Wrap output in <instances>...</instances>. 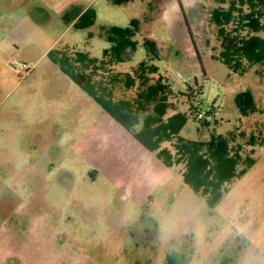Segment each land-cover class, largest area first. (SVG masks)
I'll return each mask as SVG.
<instances>
[{
  "label": "rangeland",
  "instance_id": "1",
  "mask_svg": "<svg viewBox=\"0 0 264 264\" xmlns=\"http://www.w3.org/2000/svg\"><path fill=\"white\" fill-rule=\"evenodd\" d=\"M73 1L0 0V138L5 136L0 176L6 177L13 168L6 159L25 161L20 175L23 170L26 175H32L33 169L34 175L47 172L51 163V190L56 195L50 205L48 198H37L29 207L32 199L12 196L24 183L0 181V225L17 224L28 228L22 234L56 238L53 249L59 247L57 241L77 239L90 252L89 243H94L91 247L99 264H169L170 259L180 264H264V57L241 73L217 59L216 20L225 0H134L123 6L96 0L91 8L95 21L85 28L70 22L79 14L82 17L90 0L71 5ZM253 1L255 13L264 17V0ZM226 2L228 6L230 1ZM133 20L139 21L134 38L137 50L116 71L131 72L146 59L144 40L155 41L154 64L173 92L171 115H187L181 137L210 142L219 136L247 135L239 136L234 145L244 147L241 155L251 158L253 165L238 167L239 173L246 169L245 174L234 179L214 207L184 182L181 166L140 205L124 206L118 198L106 203L112 183L101 173L93 177L98 170L89 157L104 160L107 139L109 147L114 144L120 150L127 142H122L120 128L108 123L101 106L48 54L66 50L101 59L111 45L110 28H129ZM156 42L165 51H159ZM188 87L202 90L201 107L214 115L208 126L196 119L194 108L199 105L190 102ZM244 94L253 98V106L247 109ZM32 105L50 120L31 125L23 117ZM55 125L66 133H55ZM57 135H63L67 149L59 146L63 143ZM98 135L101 140L95 141ZM252 137L254 146L247 144ZM75 144L84 150L71 151ZM66 157L72 165L68 170L77 175L72 186L58 180L65 172L60 158ZM139 222L158 234L152 242L135 241L132 233L139 232Z\"/></svg>",
  "mask_w": 264,
  "mask_h": 264
},
{
  "label": "trees",
  "instance_id": "2",
  "mask_svg": "<svg viewBox=\"0 0 264 264\" xmlns=\"http://www.w3.org/2000/svg\"><path fill=\"white\" fill-rule=\"evenodd\" d=\"M109 1L123 6L134 0ZM74 20L70 24L75 28L88 27L95 21V11L89 8L78 21ZM138 24V20H133L129 28H110L111 45L104 50L101 59L66 50H51L48 57L141 146L167 167L181 166L184 182L210 207H214L234 179L245 174L246 169L239 173L238 167L245 165L250 168L253 165L251 158L242 157L244 147L234 145L239 136L246 138L247 135L236 133L229 139L219 136L210 142H195L181 137L187 115L180 112L171 115L175 110L173 92L168 79L154 64L157 55L154 41L144 40L146 59L131 72L116 71V66L130 61L132 54L136 53L134 38L139 32ZM226 42L231 43V40ZM188 89L192 99L194 91L191 87ZM247 141L250 146L256 143L255 137ZM172 261L180 264L176 259H170L169 264H173Z\"/></svg>",
  "mask_w": 264,
  "mask_h": 264
},
{
  "label": "crops",
  "instance_id": "3",
  "mask_svg": "<svg viewBox=\"0 0 264 264\" xmlns=\"http://www.w3.org/2000/svg\"><path fill=\"white\" fill-rule=\"evenodd\" d=\"M80 1L82 0H74L71 5L79 4ZM93 1L95 2L96 0H90L81 13L92 8ZM226 1H224L223 8H221L219 17L216 20V27L218 28V37L216 38L217 59L227 62L232 70L241 73L249 64L254 63V61H260L264 57V17H259L255 13L254 7L257 6V3L253 0H229L228 6ZM242 8H245L247 12L242 13L244 11ZM262 10H264V7ZM226 40H231V43H227ZM156 44L159 47V51H165V47L162 44L159 45L157 42ZM244 96L246 98L245 109L253 106V98L247 97L246 94ZM30 110H32L30 113L26 111V116L23 118H26L31 125L45 124L50 120V117L46 114H39L40 108L32 105L29 108ZM104 116L110 120L108 123L112 124L113 127L118 126L120 128L118 130L122 131V133H120L121 131L119 132L122 135V142L124 139L127 142V147H124L122 150L116 148L114 144L109 147V139H107L105 147L107 144L108 148L105 149L108 153L104 160L89 157L91 165L98 170L93 177H97L101 173L112 183L110 199L106 203H112L118 198L119 201L123 202L124 206L129 204L140 205L150 197V193L163 187L172 178L174 175L173 168L167 167L154 154L141 146L133 135L119 125L108 113L105 112ZM65 130L60 125H55V133L62 131L63 134L66 133ZM57 136L61 138L63 135ZM4 138L5 136L0 138V156L2 155L1 148L4 147ZM94 140L100 141V135L94 138ZM60 142L63 144H59V146L64 150L67 149L65 139L61 138ZM36 147L33 146L31 149H36ZM6 148L10 147L6 146ZM70 150L75 152L76 150L81 151L84 149L82 146L75 144L72 145ZM67 158H60L61 164L65 166V172L59 175L58 180L64 186H72L78 180L77 175L68 170L72 165L68 163L69 160ZM3 160H0V165L3 163ZM6 163L13 166V168L6 177L1 175L0 181L24 183L21 187L19 186L17 189H14L12 196L19 198L22 194L21 197L26 196L28 199H32L28 204L29 207L34 205L33 199L37 198H48L50 205V199L56 197L51 190L53 178L50 169L51 163L48 165L49 169L47 172H39L38 168L37 171L39 173L37 175H34L35 169H33L34 173L32 175H26L27 170H23L24 174L22 175L18 173L25 161H17V158H13L12 160L6 159ZM29 164L33 167L37 166L36 163ZM78 197L71 196V198L77 199ZM96 197L98 196H93V199ZM25 229L28 228L17 224L7 226V224L2 223L0 225V264H99L91 247V245H95L94 243H89L90 252H87L84 248V243L82 241L79 242L77 239L57 241V246L59 245V247L53 249V242H55L56 238L54 240L41 238L39 234L36 233V235L33 232L22 234L21 231ZM137 229L139 232L132 233V236H134L135 241L138 243L152 242L158 235L155 231L153 233L152 228L145 227L141 222L137 225ZM157 229L158 226L156 227Z\"/></svg>",
  "mask_w": 264,
  "mask_h": 264
},
{
  "label": "built area",
  "instance_id": "4",
  "mask_svg": "<svg viewBox=\"0 0 264 264\" xmlns=\"http://www.w3.org/2000/svg\"><path fill=\"white\" fill-rule=\"evenodd\" d=\"M181 77V75H179ZM192 102H196L199 107L194 108L196 119L200 122L211 123L214 120L213 113L206 112L202 107L200 100L202 98V90H193Z\"/></svg>",
  "mask_w": 264,
  "mask_h": 264
},
{
  "label": "flooded vegetation",
  "instance_id": "5",
  "mask_svg": "<svg viewBox=\"0 0 264 264\" xmlns=\"http://www.w3.org/2000/svg\"><path fill=\"white\" fill-rule=\"evenodd\" d=\"M174 264V263H173ZM176 264V263H175Z\"/></svg>",
  "mask_w": 264,
  "mask_h": 264
}]
</instances>
